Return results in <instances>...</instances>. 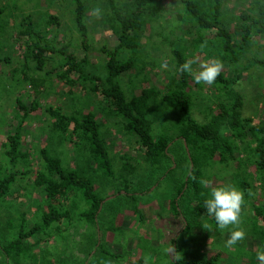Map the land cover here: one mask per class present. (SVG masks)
I'll list each match as a JSON object with an SVG mask.
<instances>
[{"label": "trees", "instance_id": "16d2710c", "mask_svg": "<svg viewBox=\"0 0 264 264\" xmlns=\"http://www.w3.org/2000/svg\"><path fill=\"white\" fill-rule=\"evenodd\" d=\"M177 1L196 26L194 51L206 55L208 62L219 60L222 65L213 82L219 91L213 101L215 110L204 121H198L192 115V97L188 86L193 76L179 70L186 57L177 49L172 50L177 78L171 88L162 92L155 85L142 86L128 95L119 82L121 74L133 67L141 68L137 65L139 61L141 65L144 62L138 58V34L144 31L151 19L161 15L163 6L160 0H125L121 3L108 0L106 23L116 42L111 47H101L105 55L103 78L86 68L88 35L84 21L86 9L82 0H72L73 20L80 36L82 56L56 46V34L47 37L30 15L20 18L16 35L24 44V59L28 61L31 58L34 68L42 70L57 55L58 61L47 72L64 82L68 86V93H73L72 88L80 85L90 93L99 94L105 102L99 108L101 113L105 117L113 116L123 134L135 137L140 161L130 155L122 156L124 171L116 170L103 137L102 124L92 110H84L81 105L66 112L62 106L47 104L42 113L49 119L52 136L48 145L38 148L39 164L33 170L29 153L22 146V128L26 116L39 109L40 104L32 99L27 105L16 97V122L1 143L0 206L5 205L12 187L20 179H30L43 196L35 220L27 221L24 211H21L14 223L12 216L6 219L9 226L0 222V264L75 263L64 249L57 252L54 246L46 245L53 234H56L55 240L62 238L63 231L73 221L87 227L78 240L77 249L85 255L80 264H108L109 260L119 256L112 252L106 238L101 237L102 231L104 234L106 230L108 232L117 227L115 221L118 216L115 211L112 212L115 217L111 225L108 223L110 216L106 206L113 200L101 206L104 197L110 194L96 192L101 184L107 183L112 189L111 194L116 192L122 197L125 205L130 207L132 216L142 222L145 214L138 205L136 193L147 189L150 179L158 180L157 187H168L162 206L186 222L182 229L184 231L203 215L216 224L204 206L205 199L210 197L202 178L206 164L214 159L226 164L234 160L235 150L239 148L238 141L247 139L252 143L249 149L250 163L257 170H264V126L253 116L243 115L244 96L236 88L242 73L252 64L264 68V57L251 51L255 38L264 36V0H238L247 6L239 13L240 24L237 27L221 24L220 0ZM2 10L0 7V13ZM43 23L46 26L58 25V17L48 14ZM124 52L127 55L123 57ZM8 61L6 56H0V62ZM23 80L29 82L34 93H38L45 83L43 77L27 73L23 74ZM175 137L177 140L172 142ZM67 141L71 143L73 166L66 165L60 156ZM168 152L173 156L175 167H171V154ZM189 161L192 162L190 171ZM138 164H143L142 176L134 184L131 180L137 174L135 170ZM147 175L150 176L148 183L142 178ZM160 175L163 178L159 180ZM244 181H240L241 187L247 188ZM70 198L71 204L67 206ZM251 209L255 219L264 221V200L253 202ZM8 229H11L10 236H3ZM254 231L264 240V226L258 228L255 223ZM175 242L176 239L171 238L169 251H166V258L171 254L172 264H219L220 250L197 257H181L176 252ZM137 245L143 249V253L135 257L132 264H152L147 257L154 254L155 248L150 247L149 243L140 242Z\"/></svg>", "mask_w": 264, "mask_h": 264}, {"label": "rangeland", "instance_id": "374dc122", "mask_svg": "<svg viewBox=\"0 0 264 264\" xmlns=\"http://www.w3.org/2000/svg\"><path fill=\"white\" fill-rule=\"evenodd\" d=\"M124 1L114 0L116 3ZM220 1L222 2L221 24L227 27L239 26V13L247 6L245 2ZM82 2L86 9L84 21L88 35V64L86 68L103 78L105 55L101 51V47L105 45L111 47L116 42L115 35L106 23L109 12L108 0H82ZM160 4L163 6L161 15L151 19L144 31L138 34V58L144 62L141 65L139 61L137 65L141 68L133 67L119 77V82L128 95L142 86L155 85L162 92L173 86V81L177 78L173 49L182 52L186 61H193L194 71H199L200 66L208 62L206 55L194 51L196 26L186 15L182 5L177 0H160ZM0 7L3 9L0 13V56H6L9 59L8 62H0V157L3 150L1 143L5 139L6 133L12 130L16 122L17 104L15 98L19 97L27 105L32 99L40 104L39 109L26 116L22 128V146L29 153L33 170H36L39 164L38 148L48 145L52 136L48 127L49 119L42 113V109L47 104L62 106V110L66 112L81 105L84 110H92L102 124L103 137L116 170L124 171L120 158L122 156L130 155L137 157L136 160L140 161L135 137L123 134L117 128V122L113 116L105 117L101 113L99 108L105 102L99 94L90 93L80 85L72 88L73 93H68V86L47 72L58 61L57 55H54L50 63H47L42 70L34 68V61L31 58L28 61L24 59L25 47L22 40L17 38L16 30L18 21L25 15H30L36 23H39L38 28L47 37L50 38L56 34V46L66 51H73L78 56L83 55V50L79 46L80 36L73 20L74 4L72 0H0ZM48 14L58 17V25H44L43 20ZM235 38L237 37L235 36ZM251 51H256L261 57H264V36L255 38ZM126 55L127 52L122 53L123 57ZM165 57L169 61L166 65L161 63L162 58ZM24 73L44 78L45 83L40 87L38 93L32 92L29 82L23 80ZM193 80H189L188 86L192 97V115L196 120L204 121L208 118L209 113L215 110L213 101L219 91L213 83H194ZM236 88L244 96L243 115L253 116L258 123L264 126V68L252 64L244 70ZM66 136L69 137L68 134ZM174 140H177V137L172 142ZM238 144L239 148L235 150L236 158L234 160L226 164L219 163L214 159L203 167L202 178L208 196L212 189L225 185L233 186L242 192L243 201L239 225H229L224 229H219L208 216L203 215L191 228L183 231L186 222H182L168 208L162 206L168 187H157L159 181L149 180V175L142 177L146 179L147 183L150 181L148 184L146 183L147 189L136 193L138 205L145 214L143 221L140 222L132 216L130 207L125 205L122 197L118 196L116 192L111 194L112 189L107 183L99 185V189L96 188L97 193H110L104 197L101 206L103 203L113 200L106 206L109 211L107 214L110 216L108 223L110 224L115 217V213L112 212L115 211L118 215L115 221L116 228L109 229L110 233L106 230V234H103L101 230V237L106 238L112 252L120 254L113 260H109L108 264H132L135 257L143 253V249L137 245L140 242L146 245L149 243L150 247L155 248L154 254L147 257L148 262L172 264L171 254L166 258L171 238L176 239V252L181 257H197L220 250L222 255L219 264H259L256 253L261 246H264V240L255 234L254 229L255 223L258 228H261L264 226V221L255 219L251 208L253 202L259 203L264 200V170H257L255 165L249 161V149L252 147L250 140L238 141ZM62 152L60 156L64 163L73 166V152L69 141ZM168 154L171 153L168 152ZM171 160V167H175L176 163L172 154ZM133 162L135 163V161ZM141 166L143 164L136 166L137 174H134L131 180L134 184L138 177L142 176L140 175ZM163 175L159 176V180L163 178ZM241 180H245L247 188L241 187ZM12 189L11 195L6 198L5 205L0 206V222H5L9 226L6 219L12 216L14 223L21 211H24L27 221L35 220L41 207L42 193L34 187L30 179H20ZM71 198L66 202L67 206L71 204L73 199ZM236 227L245 231V238L233 246L226 247L225 242ZM86 228L85 224L73 221L63 231L62 238L55 240L56 234H53L47 239L46 245L54 246V250L57 252L64 249L70 254L71 259L76 261L71 264H80L85 255L77 249L78 240L80 233ZM96 230L97 237H99V228L97 227ZM10 233L11 229H8L3 232V236L5 234L10 236Z\"/></svg>", "mask_w": 264, "mask_h": 264}, {"label": "clouds", "instance_id": "9594fccd", "mask_svg": "<svg viewBox=\"0 0 264 264\" xmlns=\"http://www.w3.org/2000/svg\"><path fill=\"white\" fill-rule=\"evenodd\" d=\"M168 59L162 58V64H168ZM193 61L188 60L180 65L183 72L192 74L195 82H204L212 84L221 71V62L212 60L211 62L203 63L199 71H194L192 68ZM243 194L233 186L225 185L211 190L210 197L204 201V206L207 214L214 217L216 225L219 229H224L229 225H239L241 215V205ZM245 231L242 228L236 227L231 231L228 239L225 242L226 247L235 245L238 241L245 238ZM256 259L259 264H264V246H261L256 253Z\"/></svg>", "mask_w": 264, "mask_h": 264}, {"label": "water", "instance_id": "95a60500", "mask_svg": "<svg viewBox=\"0 0 264 264\" xmlns=\"http://www.w3.org/2000/svg\"><path fill=\"white\" fill-rule=\"evenodd\" d=\"M185 149H186L187 155H188V157H189V160H190L189 151H188V149H187V146H186V145H185ZM191 168H192V162L190 161V165H189V171L191 170ZM184 179L186 180V176L184 177Z\"/></svg>", "mask_w": 264, "mask_h": 264}]
</instances>
